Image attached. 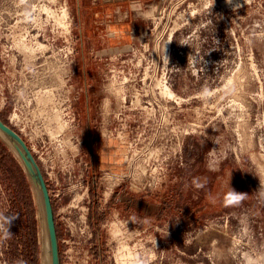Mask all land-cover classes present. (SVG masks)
<instances>
[{
	"label": "rangeland",
	"instance_id": "1",
	"mask_svg": "<svg viewBox=\"0 0 264 264\" xmlns=\"http://www.w3.org/2000/svg\"><path fill=\"white\" fill-rule=\"evenodd\" d=\"M82 42L74 0H0V120L43 175L60 264L124 246L128 264H264V0L142 4L126 40ZM14 155L0 139V264H39Z\"/></svg>",
	"mask_w": 264,
	"mask_h": 264
},
{
	"label": "crops",
	"instance_id": "2",
	"mask_svg": "<svg viewBox=\"0 0 264 264\" xmlns=\"http://www.w3.org/2000/svg\"><path fill=\"white\" fill-rule=\"evenodd\" d=\"M162 0H74L81 48L92 39L98 54L105 53L111 40L127 39V15L142 4L158 7ZM87 34V37L85 36Z\"/></svg>",
	"mask_w": 264,
	"mask_h": 264
},
{
	"label": "water",
	"instance_id": "3",
	"mask_svg": "<svg viewBox=\"0 0 264 264\" xmlns=\"http://www.w3.org/2000/svg\"><path fill=\"white\" fill-rule=\"evenodd\" d=\"M0 134L11 144L22 166L33 184L38 201L42 208L43 220L46 229L50 264H60L58 240L54 222L50 196L43 175L33 155L22 138L9 126L0 120Z\"/></svg>",
	"mask_w": 264,
	"mask_h": 264
},
{
	"label": "trees",
	"instance_id": "4",
	"mask_svg": "<svg viewBox=\"0 0 264 264\" xmlns=\"http://www.w3.org/2000/svg\"><path fill=\"white\" fill-rule=\"evenodd\" d=\"M20 207H22V204L17 207L16 224L19 231H21L20 238L22 240L21 245L23 253L25 256L30 257L31 262H34L37 256V230L34 214L33 211L31 213L28 211V214L26 212L24 213L21 211ZM26 210H28V208Z\"/></svg>",
	"mask_w": 264,
	"mask_h": 264
},
{
	"label": "bare ground",
	"instance_id": "5",
	"mask_svg": "<svg viewBox=\"0 0 264 264\" xmlns=\"http://www.w3.org/2000/svg\"><path fill=\"white\" fill-rule=\"evenodd\" d=\"M66 13V12H65ZM64 13V15H65ZM65 17V16H64ZM63 21V20H62ZM25 46V45H24ZM37 46H42L41 44L37 43ZM45 47V46H44ZM28 48V47H27ZM37 49V48H36ZM34 49V50H36ZM32 50V48H31ZM39 50V48H38ZM41 50V49H40ZM30 51V50H29ZM33 51V50H32ZM42 52V51H41ZM60 120V119H58ZM62 127V126H61ZM51 138V137H50ZM53 138V137H52ZM56 138V137H55ZM0 139L4 142V144L15 154L14 156L17 157V159L19 160L21 166L22 163L19 159V157L17 156L16 152L14 151L13 147L11 146V144L6 140V138H4L1 134H0ZM38 220H39V224H40V255L39 258L41 259L39 264H50V257H49V252H48V244H47V236H46V229H45V225H44V220H43V214H42V208L41 205H39L38 207ZM126 245V244H125ZM125 252L121 255V259L118 260L119 264H128V260L127 259V246H124ZM123 250V247H122ZM131 255V254H130ZM135 255V254H134ZM135 261V260H134ZM138 261V260H137ZM136 261V262H137ZM133 262V261H131Z\"/></svg>",
	"mask_w": 264,
	"mask_h": 264
},
{
	"label": "clouds",
	"instance_id": "6",
	"mask_svg": "<svg viewBox=\"0 0 264 264\" xmlns=\"http://www.w3.org/2000/svg\"><path fill=\"white\" fill-rule=\"evenodd\" d=\"M230 2H231V0H230ZM143 14L145 15V17L151 15V14L148 13V12H145V13H143ZM210 166H212V165H210ZM239 198H240V193H237V192H235V191L233 190V200H234V201H237V200H239ZM14 218H15V216H10V217H7V216H6V217H4V219H5V221L7 222L8 225L10 224L11 220L14 219ZM22 264H23V262H22Z\"/></svg>",
	"mask_w": 264,
	"mask_h": 264
}]
</instances>
